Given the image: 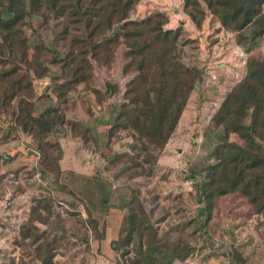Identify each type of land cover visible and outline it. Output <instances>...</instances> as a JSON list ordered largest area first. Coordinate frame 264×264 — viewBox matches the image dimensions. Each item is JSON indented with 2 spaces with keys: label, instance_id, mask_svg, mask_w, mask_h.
Instances as JSON below:
<instances>
[{
  "label": "rangeland",
  "instance_id": "374dc122",
  "mask_svg": "<svg viewBox=\"0 0 264 264\" xmlns=\"http://www.w3.org/2000/svg\"><path fill=\"white\" fill-rule=\"evenodd\" d=\"M152 12L167 17L168 33H162L161 42L175 41L202 76L172 136L149 157L137 150L140 143L133 135L140 131L132 125L107 140L115 116L111 106L120 103L121 93L99 104L81 85L69 94L66 111L67 119L80 127L73 131L64 125L47 138L62 149L55 180L54 175L40 174L42 157L31 138L10 126L9 112L0 113V264H41L36 248L42 241L33 239L40 232L56 240L52 264H129L132 248L124 255L128 249L114 251L112 244L123 236L121 223L133 200L148 213L157 238L165 235L191 247L185 261L173 264H264V215L254 214L240 195H227L217 199L213 218L204 223L203 204H197L194 195V184L203 182L206 164L215 162L209 154L220 139L221 129L210 131V121L242 81L247 56L264 58V37L247 50L236 45L233 34L220 29L208 13L197 29L184 13L182 0H142L131 18L142 19ZM179 26L185 31L182 38L189 39L184 47L175 39ZM38 32L49 43L51 30ZM122 51L123 46L110 66L95 65V89L103 92L105 82L123 89L128 76L122 74ZM48 84V78L35 81V96L30 97L34 113L51 103L45 95L52 94ZM40 197L50 206L37 211L47 223L30 225L34 200ZM91 219L98 223L97 231Z\"/></svg>",
  "mask_w": 264,
  "mask_h": 264
},
{
  "label": "trees",
  "instance_id": "16d2710c",
  "mask_svg": "<svg viewBox=\"0 0 264 264\" xmlns=\"http://www.w3.org/2000/svg\"><path fill=\"white\" fill-rule=\"evenodd\" d=\"M140 1L0 0V113L9 112L10 126L31 138L42 157L41 175L55 179L60 173L62 149L47 138L64 125L73 131L80 127L67 119L66 111L69 94L81 85L99 104L121 93L120 103L111 106L115 116L107 140L131 130L132 125L140 131L133 135L140 143L137 150L148 156L161 151L175 131L191 92L201 82V72L184 58L175 41L161 42L162 33H168L163 13L131 18ZM182 1L184 13L197 29L208 13L220 29L233 34L236 45L247 50L264 37V0ZM46 27L51 30L49 43L38 32ZM183 35L182 26L177 27L175 39L181 47L189 43ZM121 46L122 74L128 76L123 89L111 82L104 83L103 92L95 89V65L110 66ZM44 78L49 79L46 89L52 94L45 95L51 103L34 113L30 97L35 96V81ZM218 129L220 139L209 154L215 162L206 164L203 182L194 184L195 201L203 204L204 223L213 218L217 199L227 195H240L254 214L264 215V58L247 56L242 81L226 95L210 121L209 130ZM130 203L128 220L121 223L123 236L113 241L114 251L128 249L124 255H129L132 248L129 264H173L190 256L191 247L182 241L165 235L157 238L142 204ZM34 205V217L28 223L46 225L37 211L49 210L47 199H35ZM89 222L97 231L96 220ZM49 234H34V242L42 241L36 248L41 264L53 262L56 240H49Z\"/></svg>",
  "mask_w": 264,
  "mask_h": 264
}]
</instances>
